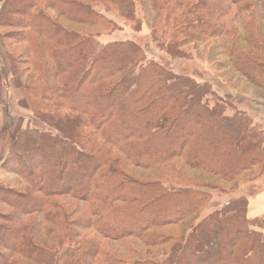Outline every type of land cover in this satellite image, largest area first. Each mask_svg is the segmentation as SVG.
Segmentation results:
<instances>
[{
    "label": "trees",
    "instance_id": "16d2710c",
    "mask_svg": "<svg viewBox=\"0 0 264 264\" xmlns=\"http://www.w3.org/2000/svg\"><path fill=\"white\" fill-rule=\"evenodd\" d=\"M147 1L153 40L168 55L222 37L227 63L264 90V0ZM110 11L135 21L134 0H0V28L17 47L14 86L47 126L20 130L0 162L23 181L0 185L11 209L0 214V264L53 263L36 237L39 218L53 226L54 246L65 245L60 264H264L246 198L200 215L212 190L263 173L264 134L134 41L101 42L116 28ZM197 218L181 236L165 233ZM103 239L125 244V255L99 260Z\"/></svg>",
    "mask_w": 264,
    "mask_h": 264
},
{
    "label": "rangeland",
    "instance_id": "374dc122",
    "mask_svg": "<svg viewBox=\"0 0 264 264\" xmlns=\"http://www.w3.org/2000/svg\"><path fill=\"white\" fill-rule=\"evenodd\" d=\"M134 6V22L117 18L114 16L113 11L106 12V16L114 20L116 28L112 32H103L99 37L101 42L125 39L134 41L143 48L146 60H153L173 70L178 75L191 77L197 83H207L215 93L214 100L220 99L225 102L226 114L230 115L238 111L244 113L252 121V124L259 127L264 134V90L250 83L227 63L226 57L220 53V46L223 44L222 37L211 38L204 42H189L178 47L177 55L172 58L164 51L166 43L161 41L157 43L153 40L154 17L148 9V1L134 0ZM8 30L0 28V73L2 77L0 91V101H2L0 103V162L8 154L9 142L16 137L20 130L32 127L40 130L47 129L44 123L33 116L30 106L24 107V104H21V96L25 97L24 89L23 87L14 86L9 61V54L17 51V47L8 46L9 41L4 37ZM27 76L28 74L22 78V83L26 81ZM256 170L247 173L244 178L232 183L222 184L220 188L212 190L209 203L200 215L203 216L215 208L220 209L223 204L232 199L243 197L247 199L250 194L261 190L263 187L262 174L252 175L257 172ZM138 172L140 170L134 171V173ZM0 185L20 188L23 181L18 175L7 173L0 167ZM75 206V203H72V209ZM85 209L86 207L81 205L82 213L85 212ZM9 212H11L10 207L0 204V214ZM77 215H73L72 218H76ZM198 218L192 222H184L181 226L167 228L165 233L181 236V234L188 231L190 225ZM254 220L261 223V229L264 233V216ZM3 223L5 221L0 219V224ZM34 226L35 233H37L36 237L44 244L45 250H51L55 254L52 264H60L61 256L59 253L65 245L62 244L60 248L54 246L56 237L53 231L52 233L49 231L50 226L52 228L53 226L41 218L38 222H35ZM102 241L103 250L101 252L103 254H100L99 260H106L107 257L104 253H109V251L110 253L115 252L116 255H125V244L105 239ZM146 253H157L156 256H159L164 252L159 249L156 252L147 250Z\"/></svg>",
    "mask_w": 264,
    "mask_h": 264
},
{
    "label": "crops",
    "instance_id": "0c3cea01",
    "mask_svg": "<svg viewBox=\"0 0 264 264\" xmlns=\"http://www.w3.org/2000/svg\"><path fill=\"white\" fill-rule=\"evenodd\" d=\"M21 98H23V96H21ZM261 181L263 184L261 190H258L255 193L247 196V217L249 219H255L264 216V170Z\"/></svg>",
    "mask_w": 264,
    "mask_h": 264
}]
</instances>
